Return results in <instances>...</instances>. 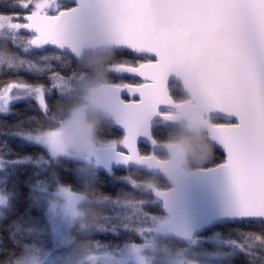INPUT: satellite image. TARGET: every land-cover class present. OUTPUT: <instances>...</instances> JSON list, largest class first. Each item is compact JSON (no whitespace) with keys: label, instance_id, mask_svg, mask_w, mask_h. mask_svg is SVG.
<instances>
[{"label":"snow or ice","instance_id":"6c2138e0","mask_svg":"<svg viewBox=\"0 0 264 264\" xmlns=\"http://www.w3.org/2000/svg\"><path fill=\"white\" fill-rule=\"evenodd\" d=\"M155 10L156 0H0V42L9 52L0 73L11 77L0 81V114L21 116L0 131L37 149L14 156L0 151V229L13 243L7 255L0 248V264H61L71 245L70 222L83 200L82 170L60 139L53 113L87 77L83 50L105 39L117 50L108 66L112 123L86 162L99 189L114 180L127 188L115 195L102 191L106 214L94 231L78 233L91 245L90 259L128 264L131 257L146 264L147 233L191 235L192 226L175 214L173 190L161 183L162 177L173 180V172L156 156L160 137L154 128L176 119L172 109L183 107L169 92V74L176 73L194 94L212 99L216 114L238 118L216 119L208 129L227 153L219 165L231 187L224 215L243 224L234 229L239 239L226 243L240 248L247 264H264V0H177L175 22L159 30L153 27ZM101 164L107 178L98 175ZM113 165L123 174L115 176ZM157 170L161 175L154 179ZM50 193L63 203L46 215ZM159 200L166 216L151 211ZM133 217L136 227L128 224ZM123 242H129L127 254ZM206 250L201 245L202 255ZM216 258L225 264L219 253Z\"/></svg>","mask_w":264,"mask_h":264},{"label":"trees","instance_id":"16d2710c","mask_svg":"<svg viewBox=\"0 0 264 264\" xmlns=\"http://www.w3.org/2000/svg\"><path fill=\"white\" fill-rule=\"evenodd\" d=\"M8 56H9V52L7 48L4 46L2 42H0V60H5L8 58ZM108 66L109 63L103 65V67L107 70V72H108ZM85 69L87 70L86 79H84L82 83L79 84L77 91L74 94H72L71 98L64 103V106L60 110H57L53 113V119L56 121L55 127L57 129L58 126L62 123L60 116L62 114H66L67 111L82 98L84 83L86 80H88V78L91 75V69L86 67ZM10 78L11 77L9 74L0 73V81ZM109 81H110V77L108 75L105 83H109ZM170 90H171V95L175 97L177 101H181L186 98L180 91V85L176 83H171ZM13 107L17 109H23L24 105L14 104ZM20 118L21 116H17V115L3 117V115L0 114V119H4L6 121V123L0 124V129H7L8 127H10L12 123H14L17 119ZM111 123L112 121L106 119L103 124V127L101 129L102 142L106 139L104 130L107 127H109ZM158 124L159 125L154 128V132L157 136L160 137V139L158 140V144L164 147L173 144L175 137L181 131L184 130V125H170L166 122H158ZM202 134L206 138V140L209 141L207 135L204 132H202ZM0 146H2L0 147V151L7 153L9 156L25 155L27 153H31L37 150L30 143L24 141L23 139L8 135L2 131H0ZM143 147L147 148V146L144 145ZM9 149L11 151H9ZM67 151L70 152L69 150ZM157 155L160 158H167L169 154L163 152V153H157ZM70 156L74 160L79 162L77 164V167L82 170L81 176H82V184H83L81 193L85 194L86 196V199L83 200L79 205L81 218L77 220L74 226L72 227L71 232L73 235V244H71L70 247L74 245L82 247V246L90 245V243L86 240H81L79 238L78 233H82V232L90 233L94 231L96 226L100 222L102 216L106 214V202L102 195V191L111 192L113 195H115L121 189H126L127 185L121 180H114L113 182L109 183L107 186L101 187V189H99L96 183L97 174L94 173L93 169L86 162V157L77 156L75 154H70ZM224 160H225L224 154L214 146V155L212 159H210L204 165L196 166L195 168H200V167L205 168V167L215 166L219 163H222ZM22 168L31 171L28 165H24L22 166ZM105 172L106 170L98 166V175H100L101 177H105ZM113 172L115 176H120L123 174L124 169L123 168L114 169ZM2 174L3 172L2 170H0V175ZM153 178L159 179V176L153 174ZM161 183L165 188L169 187L168 181L163 177L161 178ZM53 194L54 193H50L46 198V206H45L46 215L48 214V209H47L48 204L51 201L50 196ZM97 209L102 210V214L99 217L97 223L92 226L85 225L83 223L84 216L92 213ZM151 211L166 216L162 210L160 201H157V203L152 206ZM32 214L34 216H40L41 221L43 222L44 219L43 214H41L39 211L34 209ZM136 221L137 218L133 217L131 220L128 221L129 226L136 227L137 226ZM5 224H7V221H5ZM45 226L50 227V224H46ZM237 227H243V224L236 221L223 222L216 226L205 228L200 234H198L192 240H183L179 242L178 240L171 238H161L156 231L149 232L146 235V242L151 243V241H153L154 239L157 242V244H153L152 248H149L148 250V254L151 256L149 264H163L165 263V261L168 260V258L176 255H181L184 257L186 256L187 258L198 261L201 264H217V258H216L217 253H219L220 256L223 257L222 259L225 261V264H227L228 260H233V264H247L246 257L242 252V250L238 248L236 245H233L231 243H226V241H230L231 239H239L238 233L234 230ZM0 232L3 233L2 242H0V248H2L4 250L5 255H7L9 252L13 250V243L12 240L9 239L8 230L0 229ZM126 243L129 242L121 243L120 247L124 246V244ZM142 243H144V241H142ZM201 245H203L207 249L206 251L208 255L201 254ZM2 258L3 256L0 255V259Z\"/></svg>","mask_w":264,"mask_h":264},{"label":"clouds","instance_id":"9594fccd","mask_svg":"<svg viewBox=\"0 0 264 264\" xmlns=\"http://www.w3.org/2000/svg\"><path fill=\"white\" fill-rule=\"evenodd\" d=\"M116 51L113 43L105 39L96 47L85 48L80 57V62L91 69V75L84 83L81 100L60 116L62 123L58 126L65 148L77 156L87 155L102 143L101 129L111 112L109 89L104 87L109 73L103 65L115 57ZM6 60H0V67ZM204 125V109L194 104L186 111L184 130L175 137L170 149L168 167L175 175L189 174L212 159L214 146L202 134ZM101 214L102 210L97 209L85 215L83 223L95 225Z\"/></svg>","mask_w":264,"mask_h":264},{"label":"water","instance_id":"95a60500","mask_svg":"<svg viewBox=\"0 0 264 264\" xmlns=\"http://www.w3.org/2000/svg\"><path fill=\"white\" fill-rule=\"evenodd\" d=\"M69 4L73 0H68ZM177 0H156V10L153 16V27L156 30L167 28L175 22V14L173 11V5ZM115 46L114 42L109 40ZM103 42L93 46L96 47ZM116 48V46H115ZM176 83L180 85L181 93L186 97L182 101H177L178 103H183V107L179 109H172L174 113L177 114V118L174 120L166 121L170 125H184L186 111L191 108L194 104H200L204 109L205 125L203 132L207 135L209 142L219 149L225 156L224 163L227 159V153L224 147L217 141L212 140L208 135V129L216 119H226L232 122H237L238 118L235 115L224 116L222 114H216L217 108L215 103L210 97L203 94H194L190 87L186 86L182 77L177 76L176 73H170L168 77V87L169 92L170 84ZM109 83H105L104 87H107ZM112 121V112L106 118ZM158 119V118H157ZM159 122V121H158ZM144 146L148 145L145 143ZM172 144L169 146H161L157 143L156 156L157 158L170 170L168 167V158H160L157 153H168L170 154V149ZM73 152L70 149H67ZM89 154V153H88ZM87 155H84L86 158ZM101 159L104 160L107 153L101 152ZM222 163L215 166L205 167V168H195L191 173L177 176L173 173V180H168V189L173 190L172 195L174 197V210L178 219L189 223L191 228V235L188 237L177 238L176 234L173 232H157L161 238H171L179 241L192 240L198 234H200L205 228L216 226L220 223L233 221L228 219L224 215V209L231 196L230 182L227 177L226 171L219 167ZM104 169V165H99ZM123 168L119 165H113L114 169ZM106 170V169H104ZM153 174L160 176V170L155 171ZM161 202L162 210L165 215L167 212L164 208V202Z\"/></svg>","mask_w":264,"mask_h":264},{"label":"rangeland","instance_id":"374dc122","mask_svg":"<svg viewBox=\"0 0 264 264\" xmlns=\"http://www.w3.org/2000/svg\"><path fill=\"white\" fill-rule=\"evenodd\" d=\"M68 153L69 154H74L72 152H68ZM81 195L83 196V200H85L86 199L85 194L81 193ZM50 198H51V201L48 204V208H47L48 212H49V208L50 207L59 208L62 205V203H63V201L55 193L53 195H51ZM79 213H80V215L75 219V221L74 222H70L69 231H70V236H71V241H72L71 244H73V235H72V232H71L72 231V227L74 226L76 221L81 218L80 209H79ZM153 244H157L155 239L153 241H151V243L150 242L147 243V246L143 249V253L142 254L145 257L146 264L150 263L151 256L148 254V250H149V248H152ZM121 250L123 252H125L126 254L129 252V249L125 248V246H122ZM109 251H113V250H109ZM114 254L118 255V253H115V252H114ZM91 255H92L91 245L82 246V247L74 245V246H71L65 253H63V259H62L61 264H94L93 260L90 259ZM213 255H216V254H213ZM152 258H153V256H152ZM176 261H182L183 264H201L198 261H195L193 259H189L186 256L184 257V256H181V255L171 256L163 264H175ZM128 264H139V262L135 258L129 257Z\"/></svg>","mask_w":264,"mask_h":264},{"label":"flooded vegetation","instance_id":"af4514ba","mask_svg":"<svg viewBox=\"0 0 264 264\" xmlns=\"http://www.w3.org/2000/svg\"><path fill=\"white\" fill-rule=\"evenodd\" d=\"M185 99H186V98H185ZM181 101H182V100H181ZM213 121H214V120H213ZM168 157H169V155H168ZM168 157H167V158H168Z\"/></svg>","mask_w":264,"mask_h":264}]
</instances>
